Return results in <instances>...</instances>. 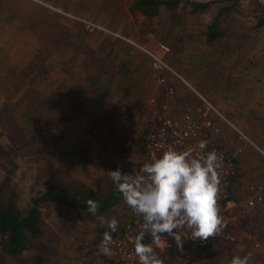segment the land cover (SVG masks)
Wrapping results in <instances>:
<instances>
[{
    "label": "rangeland",
    "instance_id": "374dc122",
    "mask_svg": "<svg viewBox=\"0 0 264 264\" xmlns=\"http://www.w3.org/2000/svg\"><path fill=\"white\" fill-rule=\"evenodd\" d=\"M135 2L0 0V21L3 22L0 31H4L1 28L8 26L14 18L20 19L23 9L28 10L27 18L31 17L28 27H18L14 22L6 28L2 33L6 42L19 31L22 39L34 37L38 42V48L28 45V50L21 43H13L9 53L14 64L0 69V198L4 203L11 200L19 207L38 191L49 189L72 196V104L53 108L49 100L57 96L51 91L53 87L61 90L65 85L71 87L72 92V80L78 81L77 74H83L80 82L75 83L84 97L94 95L98 87L101 91L97 95H108V110H113L116 115L115 127L118 128L117 133L105 141L108 156L102 155L100 164H97L98 157L88 162L91 180L86 187L95 189L103 197L115 187L108 171L120 168L122 172L132 174L134 169L138 172L146 164L142 149L143 128L153 117V110L150 114H143L142 110L140 117L136 112L128 121L125 120L127 115L122 116L121 105L115 107L111 103L119 96L117 101L126 103L124 111L132 104L137 105L134 100L136 89L129 92L132 97L128 100L120 97L123 92L113 91L112 87L116 88L117 84L112 81L122 82L117 69L122 71L129 84L137 85L140 80L145 83L149 78L152 85L155 83L159 87L157 76L161 69L156 68L151 54L183 78L164 70L176 90V112L186 104L198 103L200 94L243 131L250 129L253 141L264 151V116L260 114L264 102L260 99L256 101L259 107H254L255 99L251 98L252 85L260 83L264 71V0H180L172 7L160 4L156 15H144L138 9H132ZM195 4L202 6L197 8ZM9 10H14L13 14ZM82 20L103 29L88 32ZM4 50L0 49V58L5 63L8 54L6 56ZM82 52L86 57L89 55L94 69L103 68L110 77L100 79L84 74L89 69L80 61ZM26 54L30 56L27 69H33L32 74L11 76L10 73L17 72L25 64L22 58ZM26 82L32 89L48 91L43 97L45 105L6 106L7 84L19 86ZM51 92L53 95L48 98ZM152 93L154 98L161 94L160 90ZM246 111L250 113L246 115ZM222 130L226 146L233 147L236 141L232 131L224 127ZM247 135L250 136L249 132ZM238 164L233 190L235 196L241 197L247 185L264 173V155L247 147ZM130 212L122 198L106 211L90 214V235L97 238L102 232L112 233L106 221L113 217L119 222L113 233H118ZM101 217L105 222H101ZM244 232L249 234L248 239L242 238L239 232L235 234L239 238L237 241L215 240L211 243L205 249L203 264H230L233 256L243 258L248 254H251L248 264H264L262 208L250 210ZM5 253L0 243V264H17L14 257L7 258Z\"/></svg>",
    "mask_w": 264,
    "mask_h": 264
},
{
    "label": "crops",
    "instance_id": "0c3cea01",
    "mask_svg": "<svg viewBox=\"0 0 264 264\" xmlns=\"http://www.w3.org/2000/svg\"><path fill=\"white\" fill-rule=\"evenodd\" d=\"M9 12L13 14L14 10H9ZM27 12V9H23L20 19H16L14 18L15 16H12L14 20H11L12 22H10L8 26L6 25L1 29H4L5 31L6 28L13 26L14 22L18 27H28V23L30 22L31 17L27 18ZM2 23L3 22L0 21V24ZM4 31H0V49L4 48V52H6V56L7 54L8 56L7 59L4 57L6 60L5 63L2 62L0 58V69L2 68V66H4L6 69L7 66L10 67L12 64H14L12 62L13 59L11 53H9L10 51H12L11 46L13 43H21L27 50L29 49L28 45H35V47L38 48L37 40L34 37L28 36L22 39L21 31H19L17 36L13 37L12 40L6 42L2 35ZM88 57H86L85 52H82V55L80 56V61L83 63L82 65H86V68L89 69V72H85L84 74H89L91 77H98L100 79H102L104 76L106 78L110 77L108 71L106 72L105 69H94L93 64L91 65V60H89ZM22 59L25 64H23V66H21L17 72L10 73L11 76H27V74H32L33 69H27L30 60L29 54H26V56ZM116 60L117 62H119L120 59L116 57ZM114 66V69L116 70V65L114 64ZM117 68H120V66L117 65ZM25 70H28V72L25 73ZM116 72L122 78V82L112 81L113 83L117 84L116 88H112L113 91L116 90L123 92L120 93L121 98L126 100L130 99L132 97V94H130L129 92L136 89V98L134 100L136 101L137 105L132 104L124 111V105H126V103L124 101H117V98L119 96L115 97L116 100L114 99V103H111L115 104V107L121 105L122 116H128V119L125 120H132L136 112L138 117H140L142 115V110L143 114H150L152 110L155 113L157 110V106L153 104L152 100L156 99V101H158L159 99H161V97L159 95H155L157 97L154 98V93L152 92L154 91L156 93V91L159 92L160 90L161 93L162 87L159 86V88L157 85H155V83L152 85L149 78L145 83L140 80L137 85H134V82H130L129 84L126 82L125 76L122 71L117 69ZM263 72L264 71H262L260 83L252 85L253 95L251 96V98L255 99L254 107H259L256 101L261 99V101L264 102ZM35 73L36 71L34 72V74ZM7 75L5 76L7 77ZM74 75L76 76V74ZM82 76L83 74H77L78 81ZM138 76L140 78V75ZM116 78L117 76L115 77V79ZM78 81L74 80L73 78L72 92H70L71 87H67L65 85L61 87V90L55 89V87H53L51 91H53L54 94L57 93V96L55 98L53 96L52 99L49 100L52 101L50 106L53 108H60L61 106L65 108V106L67 107L72 104V197H75L84 187L90 185L86 184L88 180H91L88 175L90 165V163L88 162H93V158L98 157L97 164H100L99 162L103 161L101 156H108L107 148L105 147V141L108 140L110 135L113 136L118 131V128L115 127L116 121L114 118H116V115L113 113V110H108V108H110V99L108 95L107 97L97 95V93L101 91V88L98 87L97 89L96 87L97 90L94 92V95L86 98L82 94L80 86L75 83ZM251 81H253V79H251ZM59 83L62 84V82L60 81ZM7 85L9 86V88L6 91L8 93H6L5 95V100L7 101L6 106L22 107L25 104V106L39 107L45 105L43 103V97H46V95L48 94L47 90L32 89L29 87L27 82L24 84L22 83L19 86L10 85V83ZM155 87H157V89H155ZM13 93L14 95H12ZM53 93L51 92L48 95V98H51V95H53ZM86 95L88 96L89 94L87 93ZM39 100H41V103L39 102ZM9 101L12 103H10ZM16 102H19V104L15 105ZM262 105L264 106V103ZM113 107L114 105H112L111 108ZM247 107L248 106H246V108ZM247 112L250 113V111H246V115ZM257 114H259V112ZM260 114L264 116V109L260 111ZM111 119L113 122L111 121ZM244 130H247L250 137L252 138V131L250 129ZM52 151L54 154L55 151ZM54 155H56V153ZM112 156L114 157V155ZM30 180H32L31 176ZM46 191H38L35 196L33 195L32 199L29 200V202H24V205L19 207H16L13 201H9L14 204L21 215H26L33 206L34 198L41 196ZM50 191L52 195L59 194L65 197H71L69 195L63 194L60 190ZM90 214L91 213H89L86 209L77 208L66 202H61L55 200L54 198L47 197L45 200L40 202L37 212V221L38 225L43 230L44 238L46 241L45 244L34 249L23 251L18 255H11L8 253L5 254L8 256L7 258L11 257L12 259L14 257L16 259L14 263L17 264H95L93 252H86V249L84 247V243H93V240H95L96 238L90 235V228L92 229ZM72 238L75 240V242L72 241Z\"/></svg>",
    "mask_w": 264,
    "mask_h": 264
},
{
    "label": "built area",
    "instance_id": "2783aa9c",
    "mask_svg": "<svg viewBox=\"0 0 264 264\" xmlns=\"http://www.w3.org/2000/svg\"><path fill=\"white\" fill-rule=\"evenodd\" d=\"M81 23L88 32L103 29L91 21L82 20ZM151 56L154 58L156 68L161 69L157 82L162 87V92L161 99L152 100L157 110L143 128L142 149L145 163H149L153 157L159 158L169 148L181 152L190 151L193 156L215 150L223 158L218 204L225 227L220 234L207 241L194 242L185 239L182 250L177 247L172 237H163L161 245L153 244L163 264H203L205 249L215 240L234 242L239 240L235 235L239 232L242 238L250 237L244 232V226L251 209L260 207L264 211V173L258 180L247 185L241 197L235 196L233 184L238 177L239 157L244 150L251 147L263 155L264 151L245 131L227 119L214 104L200 94L198 103L186 104L180 112H176L174 110L176 90L164 70L182 80L183 78L159 57L154 54ZM169 72L166 73L170 75ZM223 127L232 131L236 141L233 147L226 146ZM201 140L207 141V147L203 152L198 147ZM140 223L141 219L131 211L129 219L118 233L109 232L113 240L111 256L98 252V245L103 240L105 232H102L93 243H84L86 252H93L95 264H139L134 254V238L140 231ZM72 241L75 242L73 238ZM144 242L152 243L151 237H145ZM254 245L258 247V243Z\"/></svg>",
    "mask_w": 264,
    "mask_h": 264
},
{
    "label": "clouds",
    "instance_id": "9594fccd",
    "mask_svg": "<svg viewBox=\"0 0 264 264\" xmlns=\"http://www.w3.org/2000/svg\"><path fill=\"white\" fill-rule=\"evenodd\" d=\"M198 147L203 152L207 141H199ZM222 167L223 158L215 150L193 156L190 151L169 148L138 172L124 173L120 168L107 172L124 203L141 219L134 238L139 264H163L153 244L161 245L165 236L174 238L182 250L185 239L207 241L220 234L225 227L218 204ZM86 204L89 213L97 212L94 200ZM106 223L112 232L117 230L115 217ZM145 237H151L152 243H145ZM112 243L111 234L105 232L99 254L111 256ZM250 255L233 256L230 264H248Z\"/></svg>",
    "mask_w": 264,
    "mask_h": 264
},
{
    "label": "trees",
    "instance_id": "16d2710c",
    "mask_svg": "<svg viewBox=\"0 0 264 264\" xmlns=\"http://www.w3.org/2000/svg\"><path fill=\"white\" fill-rule=\"evenodd\" d=\"M179 3L180 0H136L132 9H138L144 15H156L160 4H167L172 7ZM200 6L202 5L195 4L197 8ZM47 197L86 210V201L92 199L98 204L97 211L99 212L106 211V209L116 205L118 199H122L121 194L117 192L115 187L103 197L91 187H84L75 197H65L59 194L52 195L51 191L48 190L41 196L34 198L30 211L26 215H21L12 202L4 203L0 198V243L4 252L18 255L23 251L45 244L43 230L38 225L37 212L38 205Z\"/></svg>",
    "mask_w": 264,
    "mask_h": 264
}]
</instances>
